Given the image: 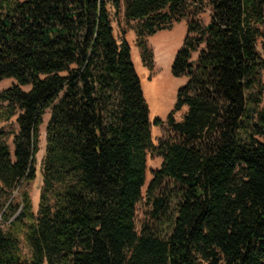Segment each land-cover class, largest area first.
Wrapping results in <instances>:
<instances>
[{"label": "trees", "instance_id": "16d2710c", "mask_svg": "<svg viewBox=\"0 0 264 264\" xmlns=\"http://www.w3.org/2000/svg\"><path fill=\"white\" fill-rule=\"evenodd\" d=\"M112 6L146 66L147 38L187 22L171 65L187 81L158 145ZM263 26L264 0H0V81H17L0 122L18 124L0 127V264H264Z\"/></svg>", "mask_w": 264, "mask_h": 264}, {"label": "rangeland", "instance_id": "374dc122", "mask_svg": "<svg viewBox=\"0 0 264 264\" xmlns=\"http://www.w3.org/2000/svg\"><path fill=\"white\" fill-rule=\"evenodd\" d=\"M112 11L114 13V27H115L116 35L119 39H122V37L125 36L126 39L130 42L131 47H132V58L135 63L136 69L141 77L142 85L144 87L148 83V81L150 82V80L146 79L145 73L148 72V75L155 77L159 72V64H158L159 54L161 51L169 50V49H166L163 46L159 47L158 44L160 41H158L155 38V36L148 37L147 45L151 51V57L149 60L150 61L149 66H146L141 57V49L137 46V36L135 32L131 29H126V31L123 32L124 26L122 24V19L119 18V16L116 14L113 6H112ZM203 18L205 22L208 21L209 12L204 13ZM263 30H264V26H263ZM263 44H264V38L261 39L259 43L260 51H263ZM172 54L174 58L173 50H172ZM171 65H172V62H171ZM170 75H171L172 80L176 81L177 83H176V87L174 90V96H175L174 101L172 105L170 106V108L167 110V112L163 114H159L155 110V108L152 106V104L147 101L149 105V109H150V119L152 121V136H153V142L155 145H158L159 140L162 137L166 136L168 132V120H167L168 113L175 107L177 90L179 89L181 85H183L187 81L186 76L175 77L171 72V67H170ZM16 82L17 81L14 78H5L1 80L0 81V91L12 86ZM166 84H167V81L157 82L158 94L161 97L164 94V88ZM29 88L30 86H24V89H29ZM6 104H7L6 102H0V108L5 107ZM51 111H52V107L46 108L42 116V123L39 126L38 152L36 154V160H35L36 177L28 186V189L31 193V197L33 201V208H34L35 213H37L39 210L40 193H41V189L43 186V161L45 159L46 146H47L46 128H47V124L51 116ZM181 116H182V111L176 114L177 119H180ZM156 117H160L162 119L163 122L160 125H155L153 123ZM16 119H17V114L14 117H12L9 121H1L0 127H4L11 132H14V131L16 132L18 130V124H17ZM13 138H14V134H12L9 138V144L12 150H13ZM161 163H162V157L158 153L153 152V151H150L148 153V169L146 173L147 174L146 186L153 176V171L159 168ZM146 186L144 187V191L146 189ZM145 210H146V205H145V202L142 200L138 204V207H137L138 221H141V219L143 218L145 214ZM22 249L25 254L29 253L28 247L26 246L25 242L22 243Z\"/></svg>", "mask_w": 264, "mask_h": 264}, {"label": "bare ground", "instance_id": "6f19581e", "mask_svg": "<svg viewBox=\"0 0 264 264\" xmlns=\"http://www.w3.org/2000/svg\"><path fill=\"white\" fill-rule=\"evenodd\" d=\"M173 59L172 50L161 51L158 57L159 72L153 77L145 73L148 83L143 87L146 99L152 104L159 114L166 113L174 101V90L176 81L172 80L170 75V67ZM153 77V78H152ZM153 79V80H152ZM167 81L164 88L163 96H159L157 89V82Z\"/></svg>", "mask_w": 264, "mask_h": 264}, {"label": "crops", "instance_id": "0c3cea01", "mask_svg": "<svg viewBox=\"0 0 264 264\" xmlns=\"http://www.w3.org/2000/svg\"><path fill=\"white\" fill-rule=\"evenodd\" d=\"M187 30V22L182 21L177 24L172 30L161 32L160 34L155 36V38L160 41L158 46H163L166 49H172L175 57L177 50L183 45ZM198 54L199 52H194L193 58L197 59Z\"/></svg>", "mask_w": 264, "mask_h": 264}]
</instances>
